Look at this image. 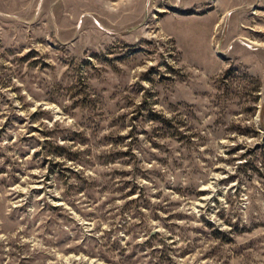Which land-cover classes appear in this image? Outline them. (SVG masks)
<instances>
[{"label": "rangeland", "instance_id": "1", "mask_svg": "<svg viewBox=\"0 0 264 264\" xmlns=\"http://www.w3.org/2000/svg\"><path fill=\"white\" fill-rule=\"evenodd\" d=\"M0 264H264V0H0Z\"/></svg>", "mask_w": 264, "mask_h": 264}]
</instances>
